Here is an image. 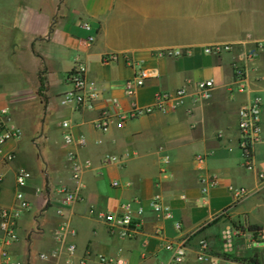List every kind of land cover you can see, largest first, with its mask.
I'll return each mask as SVG.
<instances>
[{
	"label": "crops",
	"instance_id": "crops-1",
	"mask_svg": "<svg viewBox=\"0 0 264 264\" xmlns=\"http://www.w3.org/2000/svg\"><path fill=\"white\" fill-rule=\"evenodd\" d=\"M89 35L93 40L86 44ZM260 42L264 0H0V112L21 130L5 145L15 157L8 162L0 157V207L14 205L19 170L29 173L22 187L29 208L18 219L10 246L13 264L37 261L35 247L43 264H109L99 254L126 264H164L169 252L163 242L182 235L188 236L185 264H264V246L240 244L230 253L222 245L228 223L264 229V176L259 177L264 174V51L245 58ZM214 43L235 45L218 54L204 51ZM165 48L189 52L160 54ZM107 54L114 59L104 61ZM131 61L150 73L133 98L124 93V82L137 68ZM243 61L245 87L237 90L233 64ZM77 63L97 92L91 107L59 102L71 89L68 74ZM208 78L214 80L210 97L193 100L196 83ZM180 87L188 94L174 110L141 115L122 126L112 123L106 131L94 125L104 112L126 111L133 101L149 105L158 92ZM255 99L261 139L252 150L253 168L247 169L238 145V109ZM62 121L82 144L64 142ZM69 151L90 164L82 169L78 198L59 212L61 187L76 188ZM107 155L117 159L105 160ZM203 175L218 179L204 199ZM229 185L245 187L247 195L233 203ZM156 193L171 206L179 230L149 210ZM126 202L145 208L131 237L109 230L99 216L118 212ZM201 238L211 245L207 262L196 259ZM65 243L75 250L68 253ZM56 247L59 256L40 258Z\"/></svg>",
	"mask_w": 264,
	"mask_h": 264
},
{
	"label": "built area",
	"instance_id": "built-area-1",
	"mask_svg": "<svg viewBox=\"0 0 264 264\" xmlns=\"http://www.w3.org/2000/svg\"><path fill=\"white\" fill-rule=\"evenodd\" d=\"M83 27L86 30L91 29V25L88 22H83ZM93 40V35H89L85 39L86 44H90ZM235 43H214L204 47V51L207 53L218 54L222 51H229L233 48ZM259 51H264V42L258 43L255 48L248 49L245 52V58L247 60H253L257 57ZM189 50H180L178 48H165L159 53L162 55H180L188 53ZM115 57L114 54H107L103 57L104 61H111ZM130 64H136V72L133 77L127 79L124 82V93L133 98L138 87L142 86L146 79L150 77V73L147 68L139 66L138 63L133 61ZM234 73V85L237 90L244 89V79L247 74V65L243 62H235L233 64ZM68 81L71 83V89L62 93L59 96V102L62 105H85L91 107L92 100L97 96V92L93 87L88 85L85 68L82 64L77 63L74 65L70 73L68 74ZM214 87V80L212 78L203 79L196 83L195 91L192 96L193 100H205L211 95V91ZM188 91L186 88L180 87L173 92L161 91L155 95L154 102L149 105H138L136 102H132L131 107L123 111L117 109L114 114H107L104 112L95 121L94 125L100 131H106L110 124L115 123L117 126H122L123 123L132 118L139 117L141 115L150 113H167L176 109L183 104ZM113 105L117 108L118 102L112 100ZM5 110L0 112V157L4 162L11 161L15 154L12 150L6 149V143L12 138L20 137L21 130L19 127L8 122L4 116ZM62 125L66 128L63 139L67 144L76 142L78 144L83 143V138L79 137L74 139L72 133L68 129V121H62ZM238 132L239 140L238 145L242 152L243 165L247 169L253 168L252 150L256 143L261 139V107L258 99L242 104L238 109ZM69 158L71 160V179L76 188L71 189L67 186H62L60 191L62 197L60 198V207L58 209L61 212L62 207L72 203L78 198V184L83 167L89 166L90 162L86 161L81 164L78 161L77 155L74 151H69ZM205 155H197L198 161H203ZM117 159L114 155H107L105 160L115 161ZM167 161V157L164 158V162ZM29 173L23 169L19 170L16 175V183L18 188L15 191V203L11 207H0V229L2 235L0 236V264H13L12 256L10 253L11 244L17 239V223L22 213L29 208V202L25 197L22 187L26 184V179ZM263 173H259V177H263ZM201 183V195L204 199L209 189L218 184V179L215 175H203L200 177ZM117 184V182H114ZM228 189L232 193L233 203H237L247 195V189L242 186L229 185ZM149 210L156 216L171 220L174 227L179 230L181 223L174 218V214L171 206L164 202L159 193L154 194L148 201ZM145 211L142 205L134 208L130 202L122 203L118 212L102 211L99 212V216L107 223L109 230L116 231L121 236L131 237L138 230L140 222L138 217ZM229 211V208L223 209L218 216H223ZM90 212H93L90 209ZM188 236L182 235L176 240H170L163 242V248L169 252V260L164 264H185ZM242 244L249 249L259 248L264 246V229L261 228H244V226L228 223L222 231V245L224 249L230 253L235 252V246ZM68 253H72L75 250L73 243H65L64 245ZM60 254V248H54L49 254L40 253V258L46 260L48 257H57ZM101 262L109 264H126L123 258L118 257L116 259H107L103 255H97ZM196 259L200 262H207L211 260V245L206 238L199 240V247L196 251ZM83 260L79 261L82 264ZM73 264V263H72Z\"/></svg>",
	"mask_w": 264,
	"mask_h": 264
},
{
	"label": "rangeland",
	"instance_id": "rangeland-1",
	"mask_svg": "<svg viewBox=\"0 0 264 264\" xmlns=\"http://www.w3.org/2000/svg\"><path fill=\"white\" fill-rule=\"evenodd\" d=\"M38 252L39 248L35 247L33 251V257H35L37 261H32L33 264H43L42 261H38Z\"/></svg>",
	"mask_w": 264,
	"mask_h": 264
},
{
	"label": "trees",
	"instance_id": "trees-1",
	"mask_svg": "<svg viewBox=\"0 0 264 264\" xmlns=\"http://www.w3.org/2000/svg\"><path fill=\"white\" fill-rule=\"evenodd\" d=\"M256 226H253L252 228H255Z\"/></svg>",
	"mask_w": 264,
	"mask_h": 264
}]
</instances>
